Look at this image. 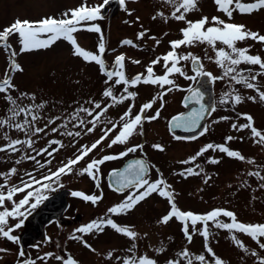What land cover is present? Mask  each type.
<instances>
[{
  "label": "rangeland",
  "instance_id": "374dc122",
  "mask_svg": "<svg viewBox=\"0 0 264 264\" xmlns=\"http://www.w3.org/2000/svg\"><path fill=\"white\" fill-rule=\"evenodd\" d=\"M102 2L103 0H87L89 5ZM82 3H84V0H0V30L9 26L17 18L21 20H39L44 16L59 18L63 12L76 8ZM126 7L128 11H125L121 7L119 0H110V3L103 10L104 18L94 22L98 23L102 29L104 42L108 43L106 48L117 44L118 40H121L120 38L124 35L133 34V38L138 40L137 33L148 29L150 31L144 39L138 40L143 46V51L131 48V55L138 54L141 63L146 65V62L151 63L156 57L162 56L171 50L169 41L182 38L180 29L185 27L186 23L171 18V13L175 9L172 5L165 3V0H126ZM130 9L134 10V13L131 15L128 14ZM161 11L165 14V17H169L167 21L161 17L153 20L152 17ZM130 16L132 17L131 21L127 20V17ZM202 16H207L210 20L213 16H217L228 23H242L252 31L264 34V9L255 11L252 14L234 12L232 18L229 19L223 12L217 10L214 0H197L196 9L187 13V19L195 21ZM137 17H139L138 22L136 21ZM74 35L77 42L83 48L95 52L100 42V34L90 31H79ZM151 36H155L160 43L157 45L155 40L150 39ZM9 43L17 52V56L15 57L16 62L23 69V71L11 73L16 90L11 91L10 94L14 98H17V102L22 106L44 104V107L38 110L41 119L35 122L36 127H44L50 119L61 117L55 124H50L45 133L32 137L35 141L33 147L36 149L45 147L53 139L61 140L64 145L59 152L54 153L52 164L44 169H40L36 173L37 178H39L41 175L48 173V168L55 171L61 163H66L68 158H74L77 149L81 145H90L94 142L95 136L103 133L102 129L104 127H110V125H106L105 123L98 124L94 132L84 134L82 131V135L79 138L61 135L60 133L65 131L64 128H60L56 133L51 131L52 128L59 127L64 119L75 109L80 106L91 107L90 104L86 103L87 101L94 100L108 103L107 98L102 96L104 89L107 87L104 83L106 78L101 73L99 65L95 62H85L82 58L74 56L73 46L64 39L56 41L49 48L26 52L20 51L21 45L18 35H12L9 38ZM248 43H251V54H258L264 58V43H258L250 39ZM205 45L201 44V46ZM204 48H207L205 52L206 61L204 63L207 70L215 75L219 71L213 66L211 60L207 59L208 56L215 55V52H213L214 50L210 46ZM188 50L199 53L198 48L195 46L187 47L186 51L188 52ZM9 55V51L0 47V80L4 78L8 68ZM106 55L107 59H109V50L106 51ZM144 60L146 62H143ZM126 63H128V57ZM128 70V76H131L139 68L136 67V64L130 63L128 64ZM154 71L157 75L162 74V71L158 69H154ZM144 72L142 71V73ZM217 74H222V72ZM177 76L175 75L172 78L177 81V84H182L183 80L180 81L182 78L180 76L177 78ZM224 81L229 82L227 78L217 80L215 81L216 86L223 87L221 82ZM258 82L261 90H264V76L259 77ZM123 88L124 85H121L119 88L115 86L114 93L119 95L123 92ZM129 90L137 92L138 95L135 100L115 105L101 117V120L107 118L112 121H118L130 103L135 104L133 108V115H135L139 111L140 106L156 96L161 91V88L159 86L140 84ZM20 93H27L28 96L20 99ZM216 93L217 95L222 94L220 90H217ZM182 94L183 91L174 89L165 95L160 116L151 122L154 124L166 122L168 116L178 109ZM241 95L246 98L250 95L255 96L257 93L255 90L247 89V92L243 91ZM33 96L35 97L34 100L32 99ZM160 104L161 101L157 100L153 108L148 111V116L154 115L156 110L160 108ZM235 106L234 115L231 119L211 124L217 136L203 135L187 142L177 141L172 138L169 150L167 149L166 153L162 152L159 154L162 165L158 162V158H155L161 168L152 170L149 178L150 180H155L162 173L163 178L172 185V190L175 193V202L181 210L206 213L220 207L233 211L241 222L264 223V188L260 187L261 184H264V181L256 176L248 175L249 172L260 171L261 175L264 176V146L254 143L250 130L235 131L231 128L233 122H246L243 119H238L240 113H249L254 118L255 127L264 131V102L258 98L255 102L245 99L243 103ZM10 107L11 105L4 98L3 94H0V119L10 115L8 111ZM218 108L219 102H217ZM218 112L220 113L219 109ZM81 116L85 120L91 119L84 113H81ZM24 119L25 116L21 114L16 117L15 122L22 123ZM74 123V121L69 123L67 130L81 131V129L73 127ZM138 131L140 130L138 129ZM4 133H7L12 139L19 138L23 140L27 138L24 132L5 126L0 128V146L7 143ZM115 134L116 132H113L108 139L103 141L97 149L76 166L71 174L61 177L59 183L63 187L54 185L55 191L46 193L48 199L42 202L28 216L24 225L14 232V235L20 237L19 245L1 237L0 248H6L8 251L0 253V264H16L17 253L20 247H23L26 253L25 258L31 257L32 259H36L37 256H43L44 253H54V256L43 262V264H62L61 261L55 259V255L67 258L69 254L79 264H122V260L117 261L115 257L130 255L128 249L132 247L133 243L136 245L134 253L136 256L147 254L149 257L155 259L157 264H167L169 260L178 259L179 253L185 248L193 255L204 254L207 259L211 260L209 254L205 252L204 238L199 233L193 236L192 242L189 244L182 232V223L177 218L174 217L167 224L159 223L160 218L167 214L170 206L167 199L160 197L156 193L141 201L127 214L111 217L119 225L132 226L139 234L135 241L118 233L110 226L105 227L102 233L93 232L84 234V240L95 249V252L85 247L80 240L70 239L76 228L92 220L105 217L108 208L123 201L129 193L128 191L126 194L122 196L117 195L116 197L108 194L97 205L91 202L83 203L86 207H81L78 198L71 195L77 189H85L89 193L93 191L95 195L98 193L95 182L88 175H79V170L86 166L89 160L110 154L106 153L107 151L103 153L97 152L106 142L111 141ZM228 135L237 137V139L229 142L228 146L233 150L240 151L247 158L245 161L229 158L219 151L209 150L195 162L203 168L201 175L184 178L177 174L186 167H194V164L185 165L180 163V161L195 155L207 143H223L225 137ZM158 137V135H155L153 140L155 141ZM241 137L243 139H240ZM74 140L76 141L75 144L73 143ZM141 140L143 142L144 138L142 139L141 135H139L134 143H140ZM134 143L120 145L122 149L119 151H124L126 146L130 147ZM18 147H20V151L16 153L0 152V173L8 172L12 167L17 168V174L10 177L9 185H18L21 179L26 180L27 177L24 173L32 172L37 167L33 161L28 160H21L20 164L15 163L16 160L21 159L25 152L35 154L32 152V149L26 146L22 145ZM52 147H56V145ZM144 147H147V145H144ZM210 157L220 159V163H208ZM38 158L41 159V162L48 159L47 156ZM152 160H154V157ZM248 160H254L255 163H249ZM116 162L117 160L107 162L100 166V170L110 164L114 165ZM206 176L212 177L208 183H204ZM100 181L102 182L101 177ZM3 182V178L0 177V183ZM103 191L105 193L108 192V187L104 184ZM22 196L23 194H18L15 199L19 200ZM64 205H66L67 212L63 214L61 212L57 213L56 220L44 226L43 224L46 222L45 214L52 210H61ZM5 206L10 208L11 203L6 202ZM66 216L69 218L66 219ZM46 217H51V215H47ZM219 219L223 222H230V218L228 217L221 216ZM16 222V220L12 219L9 221L10 225ZM42 225L45 229L44 231L43 229L41 230ZM200 227L201 225L198 224L197 228ZM209 228L212 234L209 237L208 243L219 257L227 261V264H258L257 257L251 256L250 252H243L241 248L235 245L231 239L232 233L213 227L211 222L209 223ZM236 235L250 250H256L260 256H264V250L259 249L251 237L243 233H236ZM37 245L39 246L38 248L36 247ZM160 248H163L164 251H158ZM109 251L113 252L111 260L107 258ZM37 264H42V262L37 260ZM181 264H186V261L181 259ZM193 264H200V262L194 260Z\"/></svg>",
  "mask_w": 264,
  "mask_h": 264
},
{
  "label": "snow or ice",
  "instance_id": "6c2138e0",
  "mask_svg": "<svg viewBox=\"0 0 264 264\" xmlns=\"http://www.w3.org/2000/svg\"><path fill=\"white\" fill-rule=\"evenodd\" d=\"M217 5V10L223 12L229 19L232 18L234 12L239 14H252L255 11L264 9V0H251V2H243V0H214ZM110 3V0H103L102 3L89 5L87 0H84L80 6L69 9L62 13L61 17L44 16L39 20H28L17 18L9 26L0 30V47H3L6 51L10 52L9 64L5 72L4 78L0 80V94H3L4 98L9 102L11 107L6 118L0 119V128L5 126L14 128L18 131L24 132L26 139H12L7 133H4V138L7 143L0 146V152H12L16 153L20 151L18 146H26L32 149L35 154H28L25 152L20 160H16V164H20L21 160L33 161L37 166L32 172H25L24 175L27 179H21L18 185H9V179L11 176L17 174V168L12 167L8 172L0 173V177L3 178V183H0V237L5 238L17 245L20 244V237L14 235L17 229H20L28 216L37 209L42 202L48 199L46 193L55 191V186L63 187L59 183L62 176L71 174L76 166L84 161L95 149H97L103 141L109 138V136L116 132L115 136L108 144V148H112L114 145H127L130 138L137 134V130H140V134H143V124L145 121H154L160 116V110L163 108L164 96L175 90L186 91L188 95L184 99V104L187 107L190 103H195L199 107H193L187 114L181 113L179 116L173 118L172 128H180L185 131H195L201 128V121L205 120L206 114H210L216 111V103L213 102L208 105L204 102L205 92L202 88L206 83H213L217 80L229 81V91L223 93L219 103L220 104H234L239 105L244 102L245 99L255 102L257 98L264 102V90H261V86L258 82V78L264 76V58L260 55L250 54V47H237V42L252 40L258 43H264V34H260L257 31H252L242 23H228L220 17L213 16L211 20L207 16H202L200 19L192 21L187 19V13L193 11L197 7V0H165V3L174 7V11L171 13V18L177 21H184L186 26L180 29L182 34L181 39L169 41L170 51L166 52L162 56H158L151 61L146 67L144 73H137L134 77L128 78L125 71V54L121 53L117 55L114 60L113 68L109 70L106 67L105 60L103 58L106 51V45L104 42V36L102 29L98 23H94L97 20H102L103 10ZM119 3L125 11H128L126 7V0H119ZM131 15V12L128 13ZM157 17L163 18L165 21L169 17H165V14L161 11L152 17L155 20ZM139 21V17L136 18ZM127 23V21H125ZM79 31H90L100 34V42L97 46L96 52L86 50L83 48L75 37V33ZM150 30L144 29L137 33V39L142 40L149 33ZM12 35H18L19 43L21 45L20 51H32L41 48H49L56 41L64 39L73 46V55L82 58L85 62H95L99 65L101 72L106 76L105 85L102 96L107 98L108 103L103 101H87L91 107L80 106L75 109L68 117H66L59 127L51 129L53 133L59 131L60 128H64L65 131L60 133L61 135H67L68 137L79 138L84 134L92 133L96 130L97 125L105 123L110 127H104L102 129L103 134L99 139L95 140L90 145L83 144L77 149V153L74 158H68L66 163H61L55 171L48 168V173L41 175L37 178L36 173L40 169H44L48 165L52 164L54 153L60 151L64 146L61 140H50L48 144L40 149L33 147L35 141L33 136H37L40 133H45L50 124H55L61 117H54L45 124L44 127H36L35 122L40 120L38 110L44 107L43 103L31 104L28 106H22L17 102V98H14L10 92L16 90V86L13 83V77L11 73L16 71H23L21 65L16 62L15 57L17 52L12 48L9 43V38ZM167 35V33H165ZM150 39L156 41L158 45L160 41L151 36ZM224 45L225 47L217 48V43ZM122 45L138 47L132 39H124L121 41ZM196 44H207L214 52L215 56H208L207 59L212 60L222 70V74L217 76L210 71L205 70L202 58L187 52L185 54L178 53L177 49L180 47H191ZM163 61L164 73L157 75L154 71L156 65ZM191 61L193 75H188L184 70L181 62ZM132 63L140 64L141 61L133 60ZM241 64L249 66H258L259 71H253L252 67L240 68ZM146 73V74H145ZM184 77L186 80L196 82L197 86H189L187 89H182L180 85L173 79L175 75ZM140 84L159 86L161 91L156 94L148 102L143 103L139 111L133 115L134 103L128 105L127 110L119 117L118 121H112L105 118L101 120V117L109 111L110 108L118 104H124L125 101H134L138 95L135 91H130V88H134ZM117 85H124L123 92L119 95L114 93V87ZM235 85H243L247 89L255 90L257 95L242 96ZM28 96L27 93H20V99ZM34 100L35 97L33 96ZM157 100L161 101L160 108H158L154 115L148 116L147 112L153 108V105L157 103ZM81 113L86 114L91 119L85 120ZM23 114L25 119L22 123L15 122L16 117ZM30 117V119H29ZM228 116H222L219 120H228ZM238 119H243L245 123L233 122L231 128L235 131H243L245 129L250 130L254 143L264 146V131L255 127V121L251 114L240 113ZM74 128L81 129V131L67 130V126L71 122ZM219 122V121H216ZM90 125V126H89ZM117 129H119L117 131ZM209 131V126L204 125L199 132L200 136L205 135ZM198 137L193 136H174L176 140H195ZM237 139L232 135L225 137L224 143H207L199 149V151L190 156L188 159L180 161V163L188 165L194 164V167H186L182 169L178 175L188 178L189 176H199L203 172V168L195 163L199 157L203 156L209 150L219 151L224 153L229 158L239 159L245 161L247 158L238 150H233L228 146V142ZM240 139H243L242 137ZM75 144L76 141L74 140ZM56 145V147H52ZM152 147L159 151H164L161 144H153ZM143 144H135L130 147H126L124 151L117 154H105L100 158H93L86 163V166L79 170V175H88L96 184V187H100V166L104 165L107 161L117 160L128 156L129 153H135L137 150L143 151ZM47 156L41 162L38 157ZM249 163H255L254 160H248ZM210 164L220 163V159L210 157L208 159ZM152 166L144 159L131 160L123 170L114 169L111 176L114 177L113 186L116 192L129 191L128 195L123 201L108 208L105 217H101L90 221L89 223L82 225L74 230V233L70 236V239L80 240L85 247L95 252L90 244L84 240V234L93 232L102 233L105 227L110 226L118 233L128 237L130 240L135 241L138 237V232L129 225H119L111 217L124 215L131 211L137 204L151 196L153 193L158 194L169 201V211L167 214L160 218L159 223L167 224L174 217L182 223V232L189 244L192 242L193 236L199 233L205 241V252L209 254L211 260L207 259L204 254L193 255L185 248L179 253V258L167 261V264H181V259L186 261V264H193V261H198L200 264H227V261L219 257L213 248L209 245V237L212 234L209 228V223L218 229L227 230L232 233L231 239L235 245L243 250L245 253L251 254V256L257 257L258 264H264V256H260L256 250H250L242 240H240L236 233H243L256 242L259 249L264 250V223H245L237 219L236 214L225 208H214L206 213H194L192 211L181 210L175 202V193L172 190V185L169 184L161 173L155 180H150V168ZM199 169V171H197ZM248 175L256 176L260 180L264 181V176L260 171L249 172ZM211 176H206L204 183H208L211 180ZM264 188V184L260 185ZM18 194H23L22 198L16 200L15 197ZM74 197L82 198L85 201H89L96 204L103 198V193L100 195L85 194L83 191H73L71 193ZM6 202L11 203V207H7ZM111 214V215H108ZM224 216L230 218V222H223L219 217ZM10 219L16 220L15 224L10 225ZM201 225L197 228V225ZM80 234V235H77ZM50 240V238H48ZM39 247L38 245L36 246ZM136 245L133 243L132 247L128 249L130 255L126 257L116 256L117 261L122 260V264H157V261L147 254L136 256ZM8 249L0 248V253L7 252ZM158 251L163 252L164 249L160 248ZM16 264H37V260L43 262L54 256V253L47 252L43 256H37L36 259L31 257L25 258L26 253L23 247H20L17 253ZM107 258L111 260L113 258V252L109 251ZM57 261H61L62 264H79V262L72 256L68 255L67 258L61 255H55Z\"/></svg>",
  "mask_w": 264,
  "mask_h": 264
},
{
  "label": "flooded vegetation",
  "instance_id": "af4514ba",
  "mask_svg": "<svg viewBox=\"0 0 264 264\" xmlns=\"http://www.w3.org/2000/svg\"><path fill=\"white\" fill-rule=\"evenodd\" d=\"M109 20H111V18H109ZM243 43V44H241ZM105 45L108 46V43L105 42ZM225 47L224 45L220 44L219 42L217 43L216 47ZM237 46L238 47H250V44L248 43V40L246 41H239L237 42ZM193 47V46H191ZM203 47H209L207 44L205 46H201V44H196V48H198L199 50V53H198V56H200L202 58V61H203V64H204V61H206V55H205V52H206V49L207 48H204ZM109 50V54L111 55L112 53H116V52H127L128 54H131L129 52L130 50V46H127V45H120V44H113L110 48H106ZM187 47H184L182 46L181 50H183L185 53H187L186 51ZM251 51V49H250ZM188 52H190L188 50ZM214 52V51H213ZM120 55V54H119ZM212 56L214 57L215 55L212 54ZM213 66L219 71V72H222V70L217 66L216 63H214L212 60H211ZM182 65L184 67V70L185 71H191L192 72V65H191V61H187V62H182ZM137 66V65H136ZM146 65L145 64H142L140 66L141 69H144ZM205 66V64H204ZM113 67V65H112ZM240 68H247V67H251L249 65H245V64H241L239 66ZM186 84L184 85H181V88L182 89H187L189 86H194V85H197L196 82L194 81H189V80H186ZM215 89H216V83L213 84ZM221 85L223 87H219V88H224V87H228L229 88V82H221ZM209 87H212L210 83H206L204 85V89L205 88H209ZM215 89H212L211 92H212V97L213 95L216 96V91ZM186 92V91H185ZM223 95V94H222ZM222 95L219 97V101L222 97ZM214 98V97H213ZM222 105V104H221ZM226 114H220V116H225ZM213 118H209V122L211 123ZM207 120V121H208ZM213 121H216V119H214ZM147 122V121H145ZM145 124V123H144ZM143 124V134L141 135L140 134V131L137 130V134L134 135L133 137L130 138L129 142H136V140L138 139L139 135H141V138L143 139L144 138V141L142 142L143 145H147V147H144L143 148V151H140V150H137V152L135 153H132V157H135V156H143V157H148V156H151V157H154L157 155V153H162V152H166L167 149L169 148L170 146V143H171V139L174 138L175 134L174 133H171L169 131V128H168V123L167 121L166 122H161V123H157V124H154L153 122H149V124H147V127ZM155 135H158L159 137L155 139V141L153 140L154 139V136ZM128 142V143H129ZM156 143H159L163 146L164 148V151H159V150H156L152 147L153 144H156ZM135 145V144H133ZM149 158V157H148ZM157 162V161H156ZM158 162L159 163H162L161 162V159L158 157ZM151 165V163H150ZM119 166V165H118ZM118 166H114L113 168H117ZM113 168H108L107 169V172L110 170V169H113ZM105 181H106V178H105ZM107 185V184H106Z\"/></svg>",
  "mask_w": 264,
  "mask_h": 264
},
{
  "label": "water",
  "instance_id": "95a60500",
  "mask_svg": "<svg viewBox=\"0 0 264 264\" xmlns=\"http://www.w3.org/2000/svg\"><path fill=\"white\" fill-rule=\"evenodd\" d=\"M188 95V93L186 94V96ZM185 96V97H186ZM185 99V98H184ZM183 102H184V100H183ZM204 102L206 103V104H208V95L206 94L205 95V98H204ZM190 104H194V105H192L191 106V108L190 109H188L187 111H185V112H182V113H184V114H187L189 111H191V109L193 108V107H199V105H197V104H195V103H190ZM189 104V105H190ZM209 105V104H208ZM181 113H179V114H177V115H175V116H173L172 118H171V120H170V128H171V130H177V131H182V132H185V133H188V132H191V131H185V130H183V129H180V128H172L171 127V125H172V122H173V118L174 117H177V116H179ZM132 160H134V159H132ZM131 160H129L125 165H124V168L127 166V164L130 162ZM124 168H122V169H120V170H123ZM114 177H112V176H110V183L112 184V186H113V181H114ZM114 187V186H113Z\"/></svg>",
  "mask_w": 264,
  "mask_h": 264
}]
</instances>
